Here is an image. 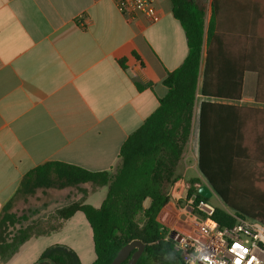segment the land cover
Here are the masks:
<instances>
[{
    "label": "crops",
    "instance_id": "0c3cea01",
    "mask_svg": "<svg viewBox=\"0 0 264 264\" xmlns=\"http://www.w3.org/2000/svg\"><path fill=\"white\" fill-rule=\"evenodd\" d=\"M152 1L154 22L142 15L128 19L113 0H0V213L23 176L46 162L90 172L117 165L121 145L157 109L167 91L163 78L188 51L171 1ZM218 4L224 53L237 56L239 65L241 58L253 56L256 74L244 72L240 100L211 101L262 108L264 100L256 104L251 80L264 78V0ZM248 24L252 32L245 29ZM199 90L170 200L157 218L168 231L180 217L175 208L185 197L186 178H197ZM106 191L97 188L85 203L97 198L91 206L99 207ZM52 245L70 248L81 264L96 258L90 225L76 212L58 232L30 238L0 264H34Z\"/></svg>",
    "mask_w": 264,
    "mask_h": 264
},
{
    "label": "trees",
    "instance_id": "16d2710c",
    "mask_svg": "<svg viewBox=\"0 0 264 264\" xmlns=\"http://www.w3.org/2000/svg\"><path fill=\"white\" fill-rule=\"evenodd\" d=\"M170 1L172 16L184 31L188 51L182 64L163 78L167 91L159 99L157 109L127 137L119 149L117 165L110 170L90 172L61 162H46L28 171L0 213L1 263L12 258L30 238L58 232L64 221L81 212L92 231L96 258L91 264H110L117 252L135 239L145 244L136 264H183L175 250V240L169 238V231L157 218L170 200L169 189L176 180V167L190 137L199 84L203 101L199 105L198 170L235 215L264 221V202L249 204L242 192L239 195L245 203L234 201L239 196L234 192L241 189L239 179L249 185L250 173H255L256 166L264 165V109L211 101L240 100L244 72H254L253 56L241 58L239 65L237 56L228 58L224 53L222 35L217 29L219 0L210 1L206 34V0ZM137 88L142 87L137 84ZM259 96L256 103L261 100ZM184 184L186 198L194 196L196 202H208L197 194L199 179L190 178ZM81 185H89L90 190L84 191L79 200L12 232L18 220L9 211L18 198L31 197L38 190ZM101 187L107 189L101 205L93 208L86 204V197ZM211 220L224 227L235 223L229 213L218 208ZM49 222L56 224L42 225ZM38 258L34 264H81L73 250L61 245L46 248Z\"/></svg>",
    "mask_w": 264,
    "mask_h": 264
},
{
    "label": "built area",
    "instance_id": "2783aa9c",
    "mask_svg": "<svg viewBox=\"0 0 264 264\" xmlns=\"http://www.w3.org/2000/svg\"><path fill=\"white\" fill-rule=\"evenodd\" d=\"M113 2L130 20L136 15L151 22L158 18L152 0ZM178 202L175 210L180 217L169 234L176 233L174 247L183 264H264V221L229 213L235 223L224 227L211 220L215 208L208 202H196L194 196Z\"/></svg>",
    "mask_w": 264,
    "mask_h": 264
},
{
    "label": "rangeland",
    "instance_id": "374dc122",
    "mask_svg": "<svg viewBox=\"0 0 264 264\" xmlns=\"http://www.w3.org/2000/svg\"><path fill=\"white\" fill-rule=\"evenodd\" d=\"M212 0H206L205 3V11H209V7ZM211 18V16H210ZM217 27L220 28L222 25L219 22L220 17H217ZM210 19L208 16L206 17V12L204 16V33L206 34L207 28ZM253 25L248 24L246 25V30L247 32H252ZM205 46L203 47V53H202V60H201V65H200V79L202 76V71H203V65H204V58H205ZM250 74L255 76V72H250ZM199 79V80H200ZM264 78L261 77V74L258 75V79L255 80L256 82H253L251 80V90L254 91L256 89V96L259 94L261 97V100H264V91H262V82ZM201 82V81H200ZM257 84V85H256ZM200 86V84H199ZM257 86V87H256ZM257 104V103H256ZM250 108V107H248ZM257 109H264L262 108H257ZM194 160L190 159V163H193ZM255 173H250V179L253 180L252 184L248 183H243V180L239 179V185H241V189L235 191L234 193L237 194L242 192L245 200L250 204H261L264 202V165H259L254 168ZM193 173L197 176V178L200 180V184H207V181L205 178L200 174L198 171V167L194 165L193 167ZM188 178H186L187 180ZM249 179V180H250ZM245 181V179H244ZM209 186V184H207ZM81 187V188H80ZM79 188H71V189H63V190H53V189H48V190H38L33 196L31 197H26V198H18L15 203L12 205L10 209V213L14 214L18 220V223L11 229L12 232L16 231L19 227H26L27 225H31L33 221L36 219L40 218L42 219L44 216H47L48 213H52L55 209L60 208L61 206H64L70 202L77 201L79 200L82 196L84 191H89L90 186L89 185H81ZM185 187V184H184ZM238 187V185H236ZM235 187V188H236ZM185 193V192H184ZM217 196V195H216ZM216 196H212L209 200L208 203L209 205L213 206L215 209H223V211H226L227 213L233 214L235 211L233 209H229L227 206H225L222 201L217 198ZM241 196H235L234 201L240 205H243L245 203L244 199L241 198ZM95 199L97 198H90L89 202L86 204L92 205L95 203ZM221 203V204H220ZM44 219V218H43ZM56 223L54 222H49V223H43V226L51 227L54 226ZM83 258V257H82ZM81 258V259H82ZM83 260V259H82ZM84 262V261H83Z\"/></svg>",
    "mask_w": 264,
    "mask_h": 264
},
{
    "label": "water",
    "instance_id": "95a60500",
    "mask_svg": "<svg viewBox=\"0 0 264 264\" xmlns=\"http://www.w3.org/2000/svg\"><path fill=\"white\" fill-rule=\"evenodd\" d=\"M208 184V182H207ZM207 184H201L197 189V194L204 198L210 199L213 195H217L214 189ZM169 238L172 240H177L175 232L169 234ZM145 250V244L140 240H132L125 244L112 259L110 264H136L139 258L143 255Z\"/></svg>",
    "mask_w": 264,
    "mask_h": 264
},
{
    "label": "snow or ice",
    "instance_id": "6c2138e0",
    "mask_svg": "<svg viewBox=\"0 0 264 264\" xmlns=\"http://www.w3.org/2000/svg\"><path fill=\"white\" fill-rule=\"evenodd\" d=\"M237 247H239V245H237Z\"/></svg>",
    "mask_w": 264,
    "mask_h": 264
}]
</instances>
